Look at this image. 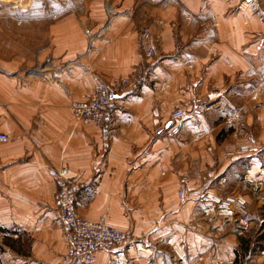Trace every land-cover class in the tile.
<instances>
[{
  "label": "crops",
  "instance_id": "obj_1",
  "mask_svg": "<svg viewBox=\"0 0 264 264\" xmlns=\"http://www.w3.org/2000/svg\"><path fill=\"white\" fill-rule=\"evenodd\" d=\"M108 1L0 0V52L6 54L0 57V134L9 137L0 141V230L36 235L29 264L61 262L56 251L59 244L64 253L65 240L47 170L64 165L80 184L77 204L85 216L106 215L112 226L148 233L156 244L155 250L137 244L99 252L95 264H233L239 228L221 212L206 214L199 196L207 187L242 189L250 204L238 221L260 218L264 0ZM106 6L121 13L96 39L109 19ZM35 7L52 12L36 15ZM31 21L50 27L41 51L48 65L32 80L27 66L11 57L14 38L16 54L29 52ZM117 76L133 84L112 92L107 127L76 123L69 104ZM197 99L202 104L192 110ZM178 107L191 114L180 136L171 137ZM243 146L248 152L238 153ZM180 181L187 184L184 201ZM246 263L264 264V258Z\"/></svg>",
  "mask_w": 264,
  "mask_h": 264
},
{
  "label": "rangeland",
  "instance_id": "obj_2",
  "mask_svg": "<svg viewBox=\"0 0 264 264\" xmlns=\"http://www.w3.org/2000/svg\"><path fill=\"white\" fill-rule=\"evenodd\" d=\"M263 3H264V1H263ZM109 4H110V2H109ZM106 11H107V15H108L109 19L107 20V23L104 25V27L101 28V30L99 32H97V34L95 35L96 39L104 37V34L110 31L111 21L114 19L113 17H116L121 13V12H117L115 10V8L112 6H109V7L106 6ZM40 12L42 13L43 16H47L48 13L52 12V10L46 9L44 11V9L42 7H35L32 10V13H34L36 15L40 14ZM124 13H125V15H127V12H124ZM49 29H50V27L48 28V25L44 27V25L40 26L37 22L31 21L30 28H29V31H30L29 52L27 54H24L23 56L16 54V49L18 48V46H20L19 40H17L16 38H14V40H13L14 41V45H13L14 55L11 57L13 58V61L17 65H19L20 67L25 68L27 66V68H25L24 71H26L27 75L30 76L31 80L36 79L38 77V75L39 76L41 75L39 73L41 71L39 69V67L42 64H44V66L48 65L47 64L48 60H45L48 57V54L44 55L41 53V51L43 50L44 47L45 48L48 47L49 40H48V37L46 36V34H47V30H49ZM1 40H5V39H0V51H3L5 46L1 45ZM148 54L150 56H152L154 54V50L149 49ZM5 55L6 54L4 52L3 53L0 52V57L1 56L5 57ZM7 56L9 57L10 55L7 54ZM189 66L191 67L192 64H190ZM64 69L66 70V72L70 70L69 66H66ZM129 79H130L129 77H123V76L112 77L111 80H109V82L99 86L90 98H87L84 100L72 101L68 106V110H69L71 117H73L74 121L76 123H79V124H94L95 126L100 127V128L107 127V124L105 125V123H106L105 116H106L107 112L109 111V107L112 104V100H113L112 92H113V95H115L116 93H120V92H118L119 90L120 91L122 90V92H123L124 90L129 89L131 87V85L133 84ZM122 80H125V82L122 83L121 88H119L118 90H115L112 86H110V84H112V83L115 84V82H119ZM107 86H110V89H111V91H110L111 103L105 110L102 111V115H103L102 120L96 121V120H93L91 116H87V119H89L88 122L78 121L73 115L74 110H75V106L77 104H80V103L88 104L91 101L92 97L96 94V92L99 89L108 88ZM210 93L213 96H219V95H221L222 92L218 88H211ZM201 104H202L201 99L195 100L194 103H191L192 110L196 109L197 106L201 105ZM178 109H183L186 111V114H187L186 115V121H187V118H188L189 114H191V112H189L184 107H178V108L174 109L172 111V113ZM172 113H171V115H172ZM224 125L225 124L222 123V124H220L219 127L224 128ZM110 132H111V130H110ZM180 134L177 136H173V135H171L170 129H169V135L171 137H179ZM0 135H2V134H0ZM4 135H6V134H4ZM7 138L9 140L8 136H7ZM0 141H3V140H0ZM243 148L249 149L247 146H243V147H240V149H238L237 152L241 153V154L247 153L248 151H246V152L241 151ZM227 155L232 156L233 153L229 152V153H227ZM207 158L213 159V157L208 156V154H207ZM63 170H68V173L66 175V179L68 180L69 183H71L77 187L76 194H75L76 195V201L74 202V208H75V211H76V214L78 215V217L83 221H90V222H96V221L103 219L106 222V224H108L111 228L117 229V230L123 232L128 237L127 242L125 243L123 248L116 249V250L100 249V250L96 251L95 252V260H94L93 264H95L96 256L99 252H114L117 250L125 249V248L133 246V245H137V244H140L139 246H141L143 248H147V249L151 248V249L155 250L156 244H155V242H152L151 240H149L151 238V235L148 233H142L141 235H138L137 232L131 228L123 229V228L114 227L110 224L108 217L106 215H102V216L95 217V218H90V217L85 216L81 212L80 208L78 207L79 204H77V202H78V200H77V194L78 193L77 192H79L81 189L80 184L71 178L70 168L68 166L62 165L59 167H50L47 170V174L49 175V177H51L53 179V181L56 184V190H55V194H54V198H53L54 207L56 210L55 214H57L56 215V222L57 223L59 222L60 226H58V228L61 230L62 235H63L64 240H65V242H64V244H65L64 253H62V245L59 246V244H58V247H57L56 252L57 253L61 252L60 254H58V256L60 255L59 259H61V262L58 264H65L64 257L68 254V251L70 250V247H71L69 236H68V234L64 228L63 221L60 217V214H58L57 207L55 204V195L57 194V192L59 190L58 179L56 177L52 176V174H51L52 172H61ZM163 175H164V173H163ZM222 186L226 187L224 185H222ZM183 187H184L183 193H184L185 197L181 198L180 192H181ZM234 187H236V186H234ZM234 189L235 188H232L229 185V187L226 190H224V192H222V191L220 192L216 188L211 189V188L207 187L204 190V192L199 196V201L204 205L206 214H208L211 210L221 212L226 221L234 222L233 224L235 225V227L239 228L238 234H237L239 237V246L235 250L236 259L233 262V264H247L246 262L248 260H250V258H252V257H258L259 256V258L260 257L264 258V249L257 247V246H259V244H262L261 246H264V241H259L260 236L264 233V204L261 207H259V209L257 211V213L260 215L259 220H253V221L251 220V222H246V225L242 224L238 220L243 219L244 215L246 216V213L248 211V205L250 204V199L247 197L248 194L246 192H242L244 190H242V189L234 190ZM245 191L250 192L251 190L249 188L247 190V188H246ZM208 194H213V195H215L221 199H226L229 197L240 198L244 201V204L242 206L234 204L233 208L230 212H225V211L221 210L217 205L210 203L206 199ZM186 195H187V184L185 182L180 181L179 185H178V197H179L180 201H184L186 199ZM255 200H257V198ZM35 236L36 235L27 234L26 232H21L18 230H15V231L0 230V264H7V263L14 264V262L17 263V259L20 262L24 261V262L29 264V262H31V260H33L35 258L34 250L37 251V248H35V246H34L35 241H37ZM48 240H51V242H52V239H48ZM51 242L49 241L48 245H50ZM243 242H245L244 244L246 246H248V249L250 246L249 250L246 251L244 249L245 246H244ZM54 247H55V245H54ZM54 247H53V249H51V246L46 247L45 251H49L50 253H52L51 251L54 250ZM52 256H53V253H52ZM49 258L52 259L51 257H49ZM29 259H31V260H29ZM39 264H41V263H39ZM46 264H51V262L46 263ZM75 264H83V263H82V261L77 260L75 262Z\"/></svg>",
  "mask_w": 264,
  "mask_h": 264
},
{
  "label": "built area",
  "instance_id": "obj_3",
  "mask_svg": "<svg viewBox=\"0 0 264 264\" xmlns=\"http://www.w3.org/2000/svg\"><path fill=\"white\" fill-rule=\"evenodd\" d=\"M125 80L110 84L115 90L121 88ZM110 86L108 88L99 89L92 97L88 104H77L74 110V117L78 121L88 122L87 116H91L93 120H102V111L111 103ZM186 111L183 109L175 110L171 115L170 133L177 136L181 133L185 126ZM0 140H8L7 136L0 135ZM242 152L248 151L243 148ZM68 170L61 172H52V176L58 179L59 190L55 195V204L58 214L63 221L64 228L69 236L71 243L68 254L64 257L65 264H75L77 260L83 264H93L95 260V252L100 249L116 250L123 248L127 242V235L123 232L111 228L102 219L96 222L83 221L76 214L74 202L76 201L77 187L68 182L66 175ZM184 187L180 194L184 198ZM210 203L217 205L221 210L230 212L233 205H243L244 201L240 198L229 197L221 199L213 194H208L206 198Z\"/></svg>",
  "mask_w": 264,
  "mask_h": 264
},
{
  "label": "trees",
  "instance_id": "obj_4",
  "mask_svg": "<svg viewBox=\"0 0 264 264\" xmlns=\"http://www.w3.org/2000/svg\"><path fill=\"white\" fill-rule=\"evenodd\" d=\"M259 241H264V233L260 236V238H259ZM245 242H243V244H244ZM262 244H259V246H257L258 248H262V249H264V246H261ZM244 249L247 251V250H249L250 249V246H249V249H248V246H246L245 244H244Z\"/></svg>",
  "mask_w": 264,
  "mask_h": 264
}]
</instances>
